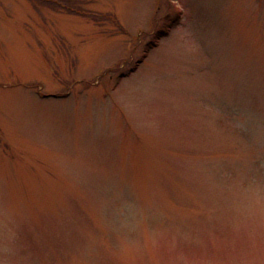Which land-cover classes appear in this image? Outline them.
<instances>
[{
    "label": "rangeland",
    "instance_id": "obj_1",
    "mask_svg": "<svg viewBox=\"0 0 264 264\" xmlns=\"http://www.w3.org/2000/svg\"><path fill=\"white\" fill-rule=\"evenodd\" d=\"M70 1L0 0V264H264V0Z\"/></svg>",
    "mask_w": 264,
    "mask_h": 264
},
{
    "label": "trees",
    "instance_id": "obj_2",
    "mask_svg": "<svg viewBox=\"0 0 264 264\" xmlns=\"http://www.w3.org/2000/svg\"><path fill=\"white\" fill-rule=\"evenodd\" d=\"M33 5L38 4V5H43L45 7L52 8L53 10L57 11H64L70 14H78V15H83L86 17H90V15H87L88 13H82L79 9L70 7L73 4H70V0H56L58 4L50 3L48 1L41 2V0H29ZM60 3V4H59Z\"/></svg>",
    "mask_w": 264,
    "mask_h": 264
}]
</instances>
